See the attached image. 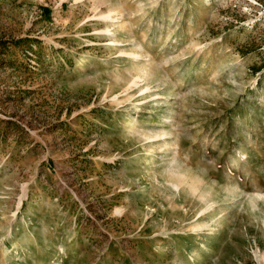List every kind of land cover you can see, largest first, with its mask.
Here are the masks:
<instances>
[{
  "label": "rangeland",
  "instance_id": "obj_1",
  "mask_svg": "<svg viewBox=\"0 0 264 264\" xmlns=\"http://www.w3.org/2000/svg\"><path fill=\"white\" fill-rule=\"evenodd\" d=\"M0 264H264V0H0Z\"/></svg>",
  "mask_w": 264,
  "mask_h": 264
},
{
  "label": "bare ground",
  "instance_id": "obj_2",
  "mask_svg": "<svg viewBox=\"0 0 264 264\" xmlns=\"http://www.w3.org/2000/svg\"><path fill=\"white\" fill-rule=\"evenodd\" d=\"M85 61H83L82 63H84ZM121 70V69H120ZM146 82V81H145ZM133 82H129L128 83V87L125 89V90H128V89H130V88H132L133 87ZM176 112V111H175ZM177 113V112H176ZM175 114V113H174ZM177 114H175V115H173L174 117L176 116ZM172 117V116H171ZM172 119V118H171ZM173 121V120H172ZM172 133V132H171ZM175 185H176V187H178L179 186V182L177 181L176 183H174ZM191 186V185H190ZM192 188V187H191ZM232 189L234 190L235 188H233L232 187ZM231 189V191H233ZM237 190V189H236ZM237 193H238V191H237ZM187 194V193H186ZM234 194H235V192H234ZM203 196L204 197H206V194H203ZM235 196H237V195H235ZM234 197V196H233ZM250 199V198H249ZM252 199L254 200V201H258L257 199H256V196H252ZM250 201V200H249ZM251 202V201H250ZM216 224V223H215ZM213 225H214V222H205V223H203L202 225H201V229H208V228H210V227H213ZM222 228H223V225H222ZM217 229V228H216ZM221 229V228H220ZM214 232V235H217V236H219V235H221V234H219L218 232H216V231H213ZM217 236H215V238H217L218 239V237ZM221 238V237H220ZM207 250V249H206ZM201 257V256H200ZM202 258V257H201Z\"/></svg>",
  "mask_w": 264,
  "mask_h": 264
}]
</instances>
